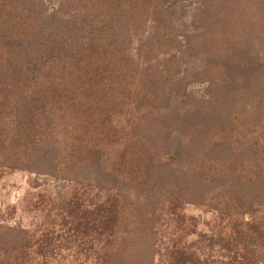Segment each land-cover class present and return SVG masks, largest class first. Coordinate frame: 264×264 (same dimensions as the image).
<instances>
[{"label": "rangeland", "instance_id": "rangeland-1", "mask_svg": "<svg viewBox=\"0 0 264 264\" xmlns=\"http://www.w3.org/2000/svg\"><path fill=\"white\" fill-rule=\"evenodd\" d=\"M180 253L264 264V0H0V264Z\"/></svg>", "mask_w": 264, "mask_h": 264}, {"label": "trees", "instance_id": "trees-1", "mask_svg": "<svg viewBox=\"0 0 264 264\" xmlns=\"http://www.w3.org/2000/svg\"><path fill=\"white\" fill-rule=\"evenodd\" d=\"M110 205V203H109ZM95 219L93 220V224H92V228H90V232L92 233V241H93V244L96 246H100V242L99 241V236H101V229H102V225L101 223H103V220L106 219V217H104L105 215H107L108 217L110 216V213H111V208L110 206H108L107 208H104V207H96L95 208ZM50 246L51 243L47 242L45 240H37L35 243H34V247H37V250L41 251V250H44L46 249V246ZM179 255V254H178ZM186 257V260H187V263L188 264H199L197 263V261H193L192 259L189 258V256L187 254H182L180 253V257ZM192 256V255H191Z\"/></svg>", "mask_w": 264, "mask_h": 264}]
</instances>
